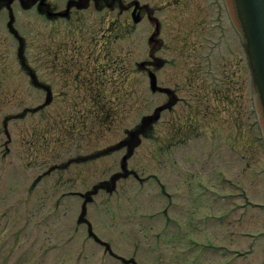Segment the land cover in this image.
<instances>
[{
    "label": "rangeland",
    "instance_id": "obj_1",
    "mask_svg": "<svg viewBox=\"0 0 264 264\" xmlns=\"http://www.w3.org/2000/svg\"><path fill=\"white\" fill-rule=\"evenodd\" d=\"M45 1L0 0V264H264V139L222 0Z\"/></svg>",
    "mask_w": 264,
    "mask_h": 264
},
{
    "label": "water",
    "instance_id": "obj_2",
    "mask_svg": "<svg viewBox=\"0 0 264 264\" xmlns=\"http://www.w3.org/2000/svg\"><path fill=\"white\" fill-rule=\"evenodd\" d=\"M231 20L244 44L251 67L253 98L258 124L264 139V0H224ZM131 16L138 13L134 0ZM63 13L64 11H58ZM149 74V86L154 89L155 78Z\"/></svg>",
    "mask_w": 264,
    "mask_h": 264
},
{
    "label": "trees",
    "instance_id": "obj_3",
    "mask_svg": "<svg viewBox=\"0 0 264 264\" xmlns=\"http://www.w3.org/2000/svg\"><path fill=\"white\" fill-rule=\"evenodd\" d=\"M136 136H137V132L135 131L132 137L134 138V137H136ZM132 137L129 135L126 139H127L128 141H131V140H129V139H132ZM134 141H135V140H133V142H134ZM133 142H132V143H133Z\"/></svg>",
    "mask_w": 264,
    "mask_h": 264
}]
</instances>
